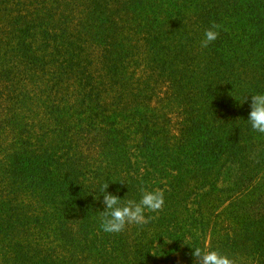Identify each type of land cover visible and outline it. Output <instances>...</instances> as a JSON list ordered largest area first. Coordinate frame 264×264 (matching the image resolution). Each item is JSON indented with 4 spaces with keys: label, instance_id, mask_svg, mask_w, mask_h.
Instances as JSON below:
<instances>
[{
    "label": "trees",
    "instance_id": "1",
    "mask_svg": "<svg viewBox=\"0 0 264 264\" xmlns=\"http://www.w3.org/2000/svg\"><path fill=\"white\" fill-rule=\"evenodd\" d=\"M257 93L264 0H0V264H264ZM106 184L164 205L106 233Z\"/></svg>",
    "mask_w": 264,
    "mask_h": 264
},
{
    "label": "clouds",
    "instance_id": "2",
    "mask_svg": "<svg viewBox=\"0 0 264 264\" xmlns=\"http://www.w3.org/2000/svg\"><path fill=\"white\" fill-rule=\"evenodd\" d=\"M217 26L206 29L201 42L203 47L215 41L218 32ZM251 96L250 111L247 122L251 128L259 133H264V93H257ZM246 97L239 101L244 103ZM106 184L101 190V194L93 195L94 200H99L103 196V211H100V228L106 233H120L127 225L146 224L151 217H147V212H158L164 205V193L159 190L142 189L139 200L129 199L123 204L119 196L109 194ZM193 255L197 258V264H235L234 260L215 249L196 248Z\"/></svg>",
    "mask_w": 264,
    "mask_h": 264
},
{
    "label": "rangeland",
    "instance_id": "3",
    "mask_svg": "<svg viewBox=\"0 0 264 264\" xmlns=\"http://www.w3.org/2000/svg\"><path fill=\"white\" fill-rule=\"evenodd\" d=\"M34 118H30V120H33ZM34 131H37L36 128H34ZM18 202H19V230L22 233V237H21V241L25 240V243H23V254L26 255V246H29V241L31 242V237H26L24 238V236H26L25 234H29V232L33 231L32 226L30 225L29 229L31 228V231H27L26 227L28 225V220L30 217H32L35 212H34V202L31 198H29L27 195H22L20 194V196L18 197Z\"/></svg>",
    "mask_w": 264,
    "mask_h": 264
}]
</instances>
